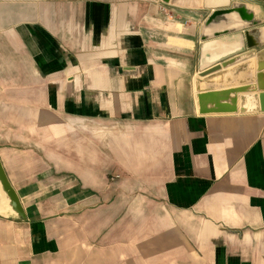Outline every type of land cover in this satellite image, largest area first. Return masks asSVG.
Here are the masks:
<instances>
[{
	"label": "crops",
	"instance_id": "crops-1",
	"mask_svg": "<svg viewBox=\"0 0 264 264\" xmlns=\"http://www.w3.org/2000/svg\"><path fill=\"white\" fill-rule=\"evenodd\" d=\"M261 70L264 0H0V264H264Z\"/></svg>",
	"mask_w": 264,
	"mask_h": 264
},
{
	"label": "water",
	"instance_id": "water-1",
	"mask_svg": "<svg viewBox=\"0 0 264 264\" xmlns=\"http://www.w3.org/2000/svg\"><path fill=\"white\" fill-rule=\"evenodd\" d=\"M167 1V0H164ZM221 66H226V63L223 62L222 65H215L212 66L209 69L203 70L199 73L200 77H207L211 75L213 72L218 71ZM199 83L197 84V90L199 91L197 97L199 102V111L201 113H208V112H223V111H236L235 102L238 99L239 107L238 111L240 113H248V112H263L264 111V71H259L256 74V86L251 85L247 87H234L230 88L229 90H221L216 91L213 90L210 86L203 88V90L200 91ZM201 87V86H200ZM218 92H221L220 94H217ZM231 93L233 94V105L222 108L217 106V108H222V110H217L215 107L209 108L208 103L211 100L213 96L217 97L221 94H227ZM237 93H239V96L237 97ZM225 107V106H223ZM0 189L5 195L8 205L11 208L13 212H15L20 217H24L23 209L20 205L19 199L13 190V188L10 186L6 175L3 171V168L0 163Z\"/></svg>",
	"mask_w": 264,
	"mask_h": 264
}]
</instances>
